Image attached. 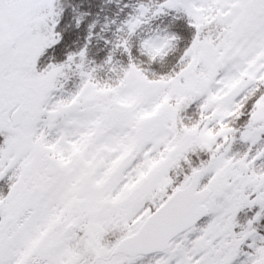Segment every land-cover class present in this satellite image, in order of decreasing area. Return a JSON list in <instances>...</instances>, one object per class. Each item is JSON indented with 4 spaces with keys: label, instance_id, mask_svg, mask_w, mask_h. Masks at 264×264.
<instances>
[{
    "label": "snow or ice",
    "instance_id": "obj_1",
    "mask_svg": "<svg viewBox=\"0 0 264 264\" xmlns=\"http://www.w3.org/2000/svg\"><path fill=\"white\" fill-rule=\"evenodd\" d=\"M0 264H264V0H0Z\"/></svg>",
    "mask_w": 264,
    "mask_h": 264
}]
</instances>
